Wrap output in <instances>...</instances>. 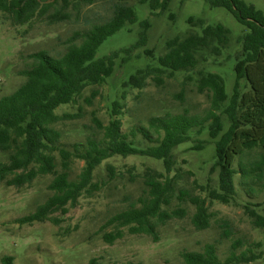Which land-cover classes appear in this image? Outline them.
I'll use <instances>...</instances> for the list:
<instances>
[{
    "label": "trees",
    "instance_id": "1",
    "mask_svg": "<svg viewBox=\"0 0 264 264\" xmlns=\"http://www.w3.org/2000/svg\"><path fill=\"white\" fill-rule=\"evenodd\" d=\"M95 0H0L2 18L12 26L30 27L36 20L48 19L50 24L67 20V9L78 10ZM171 0H138L147 3L151 12L164 11ZM211 7H223L240 24L244 32L236 41L238 49L234 56V84L231 95L227 94L224 78L205 68L210 58L221 56L230 45V31L221 23L207 24L202 18L188 17L189 28L180 35L165 41L164 52L157 57L146 45L147 19L140 21V31L134 43L119 48L108 55L96 58L98 47L126 24L137 21L135 10L125 1L113 5L112 15L101 23L92 24L87 30L73 32L67 40L63 53L53 57L45 50L29 54L31 66L17 71L23 80L9 94L0 96V154L6 161L0 162V182L7 187L27 188L40 176H50L46 188L49 192L44 202L33 212L16 220L19 224L49 221L58 224L60 219L52 214L65 215L69 207L83 195L91 196L99 185L93 182L94 171L104 160L115 155L142 156L162 162L166 176L151 170L142 175L146 188L143 196L110 217L108 225L113 231L102 235L107 244L123 236L122 228L130 234H144L157 241L156 227L165 225L172 218L163 206L170 203L173 186L180 176L173 171L176 163L175 148L188 143L192 135L207 132L214 139L212 169L218 170V190L209 191V197L223 204L229 203L234 195L233 176L239 175L241 185L253 193L254 185L264 187V14L243 0H206ZM79 40V42H75ZM152 63L138 68L122 83V87L142 89L148 78L156 85L163 77L175 73L195 74V87L199 94L209 100L208 111L200 118L189 114L165 112L148 120V127L135 129L152 145H142L141 140H129L121 131V121L115 116L122 113L123 105L118 100L110 104V121L107 125L93 117V124L101 132L100 137H85L84 142L75 143L72 151L61 146L62 133L55 128L63 116L55 110L59 105L69 104L88 86L101 85L110 77L116 60L122 56L126 61L136 49ZM186 78L191 79L190 75ZM97 92L92 91L86 99L91 104ZM120 99H125L122 91ZM225 116V121L221 118ZM208 123L205 125V123ZM226 125V128L224 126ZM135 137V134L132 133ZM201 148V145L192 147ZM256 150L255 156L241 165L242 158ZM84 162L76 178H70L71 159ZM237 160L240 169L233 168ZM113 173V168L108 167ZM179 200H187L195 206L192 224L202 230L208 227L205 202L190 197L181 191ZM187 198V199H186ZM264 202L246 204L247 215L256 228L264 229ZM262 207L261 212L254 208ZM177 211L173 214H176ZM240 242H234V250ZM181 264H243L258 259L256 255L232 251L224 262L216 254L212 243H205L200 251L184 250L179 253ZM14 258L4 255L0 264H14ZM89 264H95L90 260ZM122 264H135L131 261Z\"/></svg>",
    "mask_w": 264,
    "mask_h": 264
},
{
    "label": "rangeland",
    "instance_id": "2",
    "mask_svg": "<svg viewBox=\"0 0 264 264\" xmlns=\"http://www.w3.org/2000/svg\"><path fill=\"white\" fill-rule=\"evenodd\" d=\"M123 1L135 10L137 21L126 24L108 37L98 47L96 58L134 43L140 31L139 23L144 19L148 20L149 27L143 48L149 49L155 57L164 52L167 39L183 34L189 28L186 22L188 17L202 18L207 24L221 23L230 31L229 48L202 66L220 74L224 78L227 94L231 95L235 60L231 55L238 49L237 37L245 30L226 9L211 7L206 0H171L164 11L151 12L147 3H139L138 0H95L78 10L67 9L68 19L52 24L44 17L30 27L12 26L0 13V96L9 94L22 82L23 78L17 71L31 66L32 59L27 57L29 54L45 50L53 57L60 55L73 32H83L92 24L106 21L112 15L113 5ZM243 1L264 14V0ZM143 48L134 50L126 61L119 57L112 75L101 85L88 86L73 102L57 107L55 113L63 116L55 124V128L62 133V147L72 151L73 145L84 142L87 135L100 137L101 132L92 119L96 117L102 125H107L111 119L110 104L113 100L123 105L121 115L115 116L122 123L121 131L129 140H141L145 146L154 143L143 139L135 129L148 127L149 118L165 112L183 113L185 110L200 118L206 115L208 97L197 93L195 74L191 72H178L171 77L165 75L161 85L148 78L142 89L122 87V83L136 69L152 63L143 54ZM187 75L191 79L186 78ZM92 91L97 94L89 104L86 99ZM122 91H125V99H120ZM221 118L225 121L224 115ZM199 144L201 148H192ZM213 154L214 139L207 132L194 134L188 143L175 148L176 163L168 177L178 174L180 178L173 186L169 205L163 206L166 212L172 214V218L165 225L156 227V242L148 235L130 234L127 228H122L123 236L112 244H107L102 235L114 230L107 224L112 215L145 195L142 180L145 170L166 176L159 160L118 155L104 160L95 169L92 179L99 185L98 190L91 196H81L65 215L53 213V217L60 219L56 225L49 221L32 224L16 222L44 202L49 194L46 186L50 176L37 177L29 187L22 189L7 187L0 182V258L10 255L14 258V264H89L92 259L95 264H122L127 261L135 264H181V251H200L205 243H212L221 262L234 251L236 256L253 253L258 257L243 264H264V229L252 224L244 208L248 203L264 202V187L254 185L253 193L249 194L247 187L240 184L239 175L235 174V193L230 202L223 204L210 199L209 191L218 190V170L212 169ZM255 154L256 150L247 153L241 165H246ZM5 161L0 154V162ZM83 165L82 160L71 159V179L76 178ZM109 166L113 168V173L109 171ZM233 168L239 171L237 160ZM181 191L204 200L207 228L198 230L193 226L191 219L195 206L187 198L179 200ZM254 209L262 213L261 206ZM177 211L180 212L173 214ZM234 242L240 244L233 250L231 246Z\"/></svg>",
    "mask_w": 264,
    "mask_h": 264
}]
</instances>
